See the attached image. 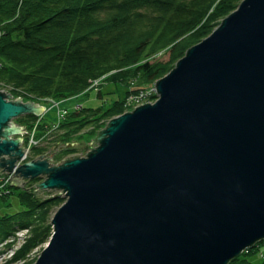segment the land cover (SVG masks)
<instances>
[{"label":"water","instance_id":"water-1","mask_svg":"<svg viewBox=\"0 0 264 264\" xmlns=\"http://www.w3.org/2000/svg\"><path fill=\"white\" fill-rule=\"evenodd\" d=\"M156 91L100 130L99 147L67 143L88 157L15 171L69 197L35 264H229L264 239V0H243ZM11 96L0 91V174L24 157L14 119L45 111Z\"/></svg>","mask_w":264,"mask_h":264},{"label":"trees","instance_id":"trees-1","mask_svg":"<svg viewBox=\"0 0 264 264\" xmlns=\"http://www.w3.org/2000/svg\"><path fill=\"white\" fill-rule=\"evenodd\" d=\"M242 1L0 0V80L29 100L76 98L104 75L115 83L136 78L149 85L172 71ZM165 49L168 61L150 60ZM121 101L70 111L77 119L62 124L86 126L95 117L111 122L124 113ZM19 195L22 211L0 217V244L18 229H29L31 236L6 264L26 259L49 240L51 210L62 202L60 196L37 199L28 190ZM261 249L256 245L229 264H264Z\"/></svg>","mask_w":264,"mask_h":264},{"label":"rangeland","instance_id":"rangeland-1","mask_svg":"<svg viewBox=\"0 0 264 264\" xmlns=\"http://www.w3.org/2000/svg\"><path fill=\"white\" fill-rule=\"evenodd\" d=\"M219 23L221 24L222 22L220 21ZM219 26L220 25H218L214 30H216ZM182 56L184 57L185 55ZM183 57H180V59H182ZM169 58L170 52L168 51V49H165L152 56L150 60L168 61ZM178 61H176V63L173 65L174 68L176 67ZM108 78L107 75H104L100 78L95 79L93 82L98 81L99 83L95 85L94 83H92L89 88L90 91L87 94H82L76 98L65 100H57L54 98L29 100L24 98V96L16 95L13 92V87L6 85L2 80H0V91H6L10 95H12L11 97H9L11 98L9 100L13 101L17 98H21L24 103L31 101L32 103L45 107L44 110H46L43 113L34 114V118L30 117V115L33 114H25L14 119V123L16 125L21 128L24 127L22 134L18 137L23 138L21 147L26 148L23 150L25 151V153L27 151L28 156H26L25 158L24 155V160H18L12 172H5V174L7 175V179L3 180V178H6V176L0 177V217L6 215L11 216L16 214L17 212L22 211L23 205H21L19 195V193L22 191L28 190L32 192L37 199L40 200H47L56 197V194L64 191L40 189L38 185L47 180V175L40 176L32 180L25 179L22 175L21 177L16 175L13 176L18 167H21L33 160L34 162L38 160H45L49 156L53 159L48 161L49 164H52L50 165V167L55 166L57 163L58 164L56 165V167H59L60 165L65 163L66 160L64 159H66L67 157L80 154V158L88 157V155L86 154L93 149L90 147H88L87 149L78 148L77 144H75V147L72 148L70 146H67V143H71L73 140H78V142L85 141V145L89 146L91 144L92 146H94V148L99 147L100 144L98 142L94 141L91 143V140L97 137L100 130H104L106 128V125L110 122V119L102 118L98 121L97 117H95L94 119H91L88 123H86V126H81L80 123L70 125V127L67 125L63 126L62 123H68L70 119H77L73 118L74 113H69L70 111L76 109L79 110L83 107H101L103 109L116 100H122L121 102H124V113H127L128 111L132 112L136 109V107L144 105L147 102L149 104H154L155 102H157V100H159V95L156 91V82L143 86L139 84V80L136 78L129 80V82L122 80L118 83L110 81L108 80ZM142 93H144V98L141 97ZM16 138L17 136L13 137V139ZM57 142H59L57 147L51 149L52 146L56 145ZM63 143L65 144L62 145ZM60 146L67 147L59 149ZM4 156L8 159L11 158L8 155ZM40 156L43 157L40 159ZM2 170L4 169L0 168V171ZM12 176L13 178H18V180H23L22 182L26 183L20 187L16 186L15 184L11 185L12 180L10 179ZM66 194L67 191H64L63 193L57 195L60 196V198H62L63 200L61 199L62 202L52 208L50 213L51 224L56 212L68 202L69 197ZM18 230L19 231H17L14 235L3 242V244H0V264H6L10 260H12L16 252L26 244V239L31 236V234H29V229ZM51 237L46 243L34 248L26 259L13 262L11 264H24L26 262L28 264H35L41 257L44 249L48 246ZM13 241H16L14 242L15 245L10 244ZM260 245L262 248L261 252H263L264 243Z\"/></svg>","mask_w":264,"mask_h":264},{"label":"built area","instance_id":"built-area-1","mask_svg":"<svg viewBox=\"0 0 264 264\" xmlns=\"http://www.w3.org/2000/svg\"><path fill=\"white\" fill-rule=\"evenodd\" d=\"M98 83H99L98 81H95V82H94V85H95V84H98ZM141 97L144 98V93L141 94ZM66 113H67V112H66ZM27 154H28V153H27V151H26L25 158H26V156H28ZM25 158L23 157L22 160H24ZM5 179H7V178H3V180H5Z\"/></svg>","mask_w":264,"mask_h":264},{"label":"bare ground","instance_id":"bare-ground-1","mask_svg":"<svg viewBox=\"0 0 264 264\" xmlns=\"http://www.w3.org/2000/svg\"><path fill=\"white\" fill-rule=\"evenodd\" d=\"M9 99H11V98H7L6 100L7 101H11V100H9ZM14 122V121H13ZM13 137H16V136H13ZM24 155H26V153L24 152Z\"/></svg>","mask_w":264,"mask_h":264}]
</instances>
